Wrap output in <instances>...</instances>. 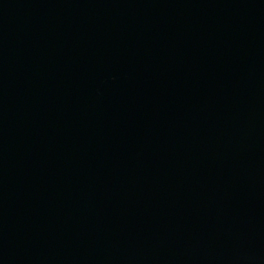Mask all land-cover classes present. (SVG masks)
I'll return each mask as SVG.
<instances>
[{
  "label": "water",
  "instance_id": "water-1",
  "mask_svg": "<svg viewBox=\"0 0 264 264\" xmlns=\"http://www.w3.org/2000/svg\"><path fill=\"white\" fill-rule=\"evenodd\" d=\"M0 264H264V0H0Z\"/></svg>",
  "mask_w": 264,
  "mask_h": 264
}]
</instances>
